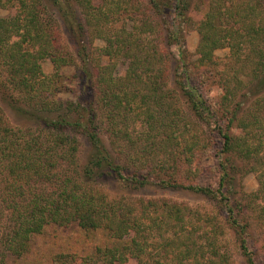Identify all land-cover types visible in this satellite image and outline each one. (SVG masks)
<instances>
[{"label":"trees","instance_id":"1","mask_svg":"<svg viewBox=\"0 0 264 264\" xmlns=\"http://www.w3.org/2000/svg\"><path fill=\"white\" fill-rule=\"evenodd\" d=\"M48 1L63 8L70 0H0V7L15 8L12 15L0 17V98L30 116L37 109L64 112L23 127L12 124L0 104L2 259L7 257L8 262L25 255L34 234L58 223L76 224L106 237L107 242L97 244L80 264H125L131 260L136 264H233L231 254L222 249L220 239L226 228L219 216L179 201L111 197L96 187L100 179H114L133 191L161 185L205 194L220 207L247 264H259L249 245L251 224L236 211L230 189L235 178L232 171L239 169L234 160L254 162L246 171L261 172L260 187L243 195L252 209L261 208L259 218L264 217V206L256 204L264 198V90H259L247 108L238 99L240 88L248 87V82L259 79L256 86L264 87V0H149L145 9L132 0H106L97 8L92 0H78L86 4L89 29L108 42L102 54L113 61L99 64L95 72L85 69L90 75L88 96V84H82L79 100L55 107L45 106L41 98L57 87V75L46 77L40 61L48 56L56 63L68 60L65 52L61 57L57 54L59 23L47 16ZM204 3L208 9L197 22L200 65L216 68L220 62L215 50L228 46L232 51L219 79L222 94L218 108L192 83L182 28L193 23V7L202 11ZM124 15L136 21L131 26L135 31H126L125 24L107 27L111 18L124 19ZM110 30L113 38L107 34ZM156 32H164L177 50V90L168 85L165 54L158 43L147 38ZM121 55L130 60L128 68L117 73L115 61ZM82 61L89 66L87 57ZM239 62L241 67L235 69ZM180 95L189 102L192 117L215 127L223 139L216 187L184 184L177 175L187 154L197 153L208 141L200 133L188 136L198 124L182 114L177 103ZM218 112L226 121L219 120ZM130 117L145 126L136 137L129 131ZM235 128L242 132L234 134ZM107 130L110 144L119 143L121 156L115 155L105 140ZM79 133L91 147L83 164L78 161L75 134ZM127 143L131 148L125 153L122 147ZM247 203L245 207H249ZM261 230L264 232V226ZM74 257L59 254L56 262L70 264L69 258Z\"/></svg>","mask_w":264,"mask_h":264},{"label":"rangeland","instance_id":"2","mask_svg":"<svg viewBox=\"0 0 264 264\" xmlns=\"http://www.w3.org/2000/svg\"><path fill=\"white\" fill-rule=\"evenodd\" d=\"M106 0H92L93 4L96 6H104ZM136 1V2H135ZM196 2V0H193ZM198 1V0H197ZM135 2L136 5H141L143 9L148 7L149 0H132L131 3ZM200 3V2H198ZM208 4L204 3L201 10L196 6L193 7L191 16L193 17V23H189V26H183L186 47L189 50L188 64L189 69L192 71V83L197 86L209 101V103L214 107L218 108L217 101L222 94V87L219 79L222 76V69H224L231 60L232 51L230 47H222L215 50V56L219 59V65L216 68L206 69V67L200 65L198 59L199 54L197 53L198 44L200 41V33L197 29V22L201 19L204 12L208 9ZM48 6L50 7V15L58 20L59 27L56 33H58V56L61 57L66 53V59L68 61L63 63H56L53 61L52 57L48 56L43 58L41 63L42 73L46 77H52L54 75V80L57 84V89H50V91L44 92V96L41 98L42 103L49 104V106L55 107L58 103L61 105H66L65 102L68 100L76 101L79 100L80 93L82 92V84L87 86V96L89 95V84L90 75L88 69H95L97 66L105 65L113 61V57L104 55L101 52L102 48L108 45V42L92 33L89 29L88 15L86 12V4L80 3L78 0H70L68 3L64 4L63 8H59L56 5H52L51 1H48ZM95 8V10H97ZM15 8L13 6L0 7V17L10 16L13 14ZM147 11V10H146ZM112 16V15H110ZM126 31H135L132 25L136 24L130 15H124V19H110L107 22V27L109 29L124 26ZM108 36L114 37V34L110 30L107 33ZM147 38L149 40H154L155 43L159 44L160 51L165 54L163 60V66H165L170 73V80L168 85L171 88L178 87L175 81V71L180 70L179 61L177 56V50L174 44L167 41L164 32L162 35L159 33L148 34ZM84 57L88 58V63L85 64ZM129 60L127 57L121 55L119 60H116V70L117 73L123 72L128 68ZM241 62L235 65V69L241 67ZM88 66V67H87ZM176 68V69H175ZM242 78L247 80L248 77L243 75ZM259 79L248 82V87L240 88L241 91L238 95L241 106L247 108V105H251L252 101L257 98L259 93L264 90V87H257ZM257 84V86H256ZM261 90V92L259 91ZM246 94V95H245ZM37 104L40 105L41 101L36 99ZM40 102V103H39ZM178 105L182 109V114L187 115L193 120H197L192 117L189 102L180 95V99L177 101ZM0 104L3 107L5 114L7 115L10 122L14 125L27 127L33 122L42 121V118L46 120H52L58 113H64L63 109L61 111H53L50 109H44L40 111L35 110V114L30 116L21 110H15L8 104L7 100L0 98ZM31 109V108H30ZM219 120H223L224 116L222 112H218ZM41 120H40V119ZM38 119V120H37ZM128 125L130 134L133 137L138 136V132L144 129L143 123L141 121L133 120V118H128ZM226 121V118L224 119ZM198 126H193L191 134L200 133L206 143L205 147H202L195 154H187V160L180 167L179 173L177 174L181 182L184 184L196 183L203 186H218L220 179V169L219 163L222 160L224 153L223 149V139L220 134L214 130L215 127L208 125L201 120L196 121ZM223 125L225 123L223 122ZM106 129V128H104ZM103 129V130H104ZM212 133L209 135V133ZM239 128H235L233 133H240ZM79 140V152L78 161L80 163H85L89 158L91 147L87 138L83 135L75 134ZM105 140L110 144V134L109 130L105 131L103 134ZM112 141V140H111ZM255 143L260 142L258 139H254ZM115 143H111L110 146L117 156H121L119 147ZM119 144V143H118ZM131 147L124 145L122 147L123 152L128 153ZM238 166V170L232 171L234 178L233 187L230 189V194L233 197L231 201L236 206V211H240V217L242 219L248 220L251 224L249 229V234L251 239H249V245L257 256L259 264H264V232L261 230L264 226V217L259 218L257 212H260L261 208L257 211L251 208L250 203L244 199L243 193H252L258 191L260 187V173L259 171H246L254 162H247L245 160L237 159L234 160ZM259 169L261 167L259 166ZM264 178V176H263ZM101 182L96 185L106 191L111 197H121V196H132V197H144V198H157L160 200H170L179 201L189 204L191 207L201 210L203 213H211L213 215L219 216L221 223L226 228L225 233L221 236L220 242L223 250H227L231 254V260L233 264H247L246 258L241 252L239 242L236 239L233 230L225 223L224 217L221 214V209L218 204L207 197L205 194L194 192L189 189L183 188H165L161 185H149L141 188L138 191H133L130 187L126 188L120 182L114 179H100ZM107 180V181H105ZM249 207H245V204ZM256 204H262L264 206V198L258 200ZM244 210H243V208ZM242 208V209H241ZM258 214V215H257ZM261 214L264 215V212ZM107 242L106 237L102 232L89 231L81 229L76 224H71L68 226L60 225L58 223H53L47 225L41 233L34 234L30 242V250L23 256L12 257L9 261H5L0 254L1 264H59L57 263V256L59 254H70L75 255L76 258H69L70 264H80L81 261L85 259L87 255H91L97 244H105ZM135 260H131L125 264H136ZM97 264V263H96ZM101 264V263H99Z\"/></svg>","mask_w":264,"mask_h":264}]
</instances>
